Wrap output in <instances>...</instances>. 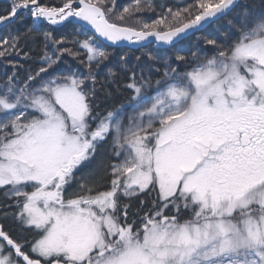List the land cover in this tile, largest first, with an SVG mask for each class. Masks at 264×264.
Returning <instances> with one entry per match:
<instances>
[{"label": "snow or ice", "instance_id": "obj_1", "mask_svg": "<svg viewBox=\"0 0 264 264\" xmlns=\"http://www.w3.org/2000/svg\"><path fill=\"white\" fill-rule=\"evenodd\" d=\"M114 7L9 0L0 10V26L31 21L0 41V56L41 45L35 69L0 83V264H264V0L259 12L197 0L135 24L139 5ZM237 11L203 59L176 56L153 76L121 57L101 73L110 54L98 38L174 46ZM72 25L76 51L53 35ZM81 50L86 60L61 71Z\"/></svg>", "mask_w": 264, "mask_h": 264}, {"label": "trees", "instance_id": "obj_2", "mask_svg": "<svg viewBox=\"0 0 264 264\" xmlns=\"http://www.w3.org/2000/svg\"><path fill=\"white\" fill-rule=\"evenodd\" d=\"M8 2L9 0H1L0 10L7 7ZM46 2L56 4L58 0H46ZM196 2L197 0H115V7L113 10L117 12H123L124 9L135 10L137 5H139L140 11L139 13H136V19L129 21V23L135 24L142 21L153 22L166 15L169 9H171L173 13L176 11H183L186 8L190 9ZM245 5L255 6L257 12H259L261 0H243L241 2V6ZM237 19L238 11L224 17L217 23L208 27L205 31L196 34L185 42L169 50H160L156 46H149L136 51L131 49H113L106 47L97 40L99 49L110 54L107 67L102 68L101 73L104 75L109 70L118 71L120 69L121 57H127L129 68H135L137 65H140L146 74H151L153 76L154 73L148 72L150 67L159 68L160 64L165 61L171 62L176 56H188L190 53L200 52L203 50L201 53V58L203 59L204 52L208 55L212 54L210 46H207L205 42L209 39H222L223 36L230 31L228 21L231 20L235 23ZM30 24V20H25L23 23L17 22L6 26L0 30V41L23 32L24 28L28 27ZM40 27L44 30H51L52 28L49 25L43 24ZM78 32H81L79 26L72 25L68 28H59L55 30L53 35L57 39L64 38L67 41L65 46L73 51H76L77 45H75L73 41L75 39V34ZM84 35L91 36V34L87 32L81 36V41L84 38ZM25 53H28V56H25ZM40 55L41 45L31 41H21L17 53L0 56V83H3L7 76H10L13 71H17L21 77L25 76L28 72L37 67V60ZM138 57L140 58L139 60H137ZM150 57L158 58V63L154 64ZM86 58V52L84 50L80 51L77 58L65 56L64 62L60 65V69L61 71L75 69L79 65V61L86 60ZM119 98L123 99L122 96ZM102 100L103 96L101 95V97L98 98V102ZM101 107L103 108V104ZM88 171L89 169H85L81 175H87ZM140 199L151 201L155 199V194L149 193L142 195ZM128 202L133 205V208H136L139 205V200L136 198H133Z\"/></svg>", "mask_w": 264, "mask_h": 264}, {"label": "water", "instance_id": "obj_3", "mask_svg": "<svg viewBox=\"0 0 264 264\" xmlns=\"http://www.w3.org/2000/svg\"><path fill=\"white\" fill-rule=\"evenodd\" d=\"M240 2H242V0H240ZM226 17V16H225ZM224 18V17H223ZM221 18V19H223ZM221 19L217 20L215 23H217L218 21H220ZM212 24L214 23H210L206 26H204L201 30L199 31H192L190 32L189 34H187L185 36L184 39L182 40H179L177 43H175L174 46H168V45H163L162 43H160L159 41H156L154 38H149L148 41H145L143 42V46L141 45H136V44H132L130 42H127V41H124V42H119L118 44H112L111 42L109 41H106V40H103V39H99L98 38V41L101 42L102 44H104L105 46L109 47V48H113V49H131V50H140V49H143V48H146V47H149V46H157L159 49L161 50H169L171 48H174L175 46H178L179 44L185 42L186 40H188L189 38L195 36L196 34L198 33H201L203 31H205L208 27H210ZM8 25H11V24H8ZM8 25H5V26H0V30L5 28L6 26ZM87 32L91 33L93 32V30L91 28H89L87 30Z\"/></svg>", "mask_w": 264, "mask_h": 264}, {"label": "rangeland", "instance_id": "obj_4", "mask_svg": "<svg viewBox=\"0 0 264 264\" xmlns=\"http://www.w3.org/2000/svg\"><path fill=\"white\" fill-rule=\"evenodd\" d=\"M1 1V0H0ZM131 110L129 109L127 112H126V115H131ZM82 174V173H81ZM133 199V198H132Z\"/></svg>", "mask_w": 264, "mask_h": 264}]
</instances>
